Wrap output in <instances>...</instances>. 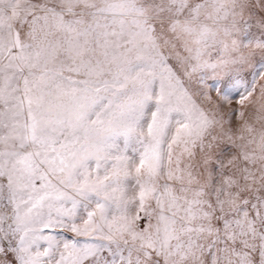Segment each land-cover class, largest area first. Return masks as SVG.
Masks as SVG:
<instances>
[{"label": "snow or ice", "instance_id": "6c2138e0", "mask_svg": "<svg viewBox=\"0 0 264 264\" xmlns=\"http://www.w3.org/2000/svg\"><path fill=\"white\" fill-rule=\"evenodd\" d=\"M0 264H264V0H0Z\"/></svg>", "mask_w": 264, "mask_h": 264}]
</instances>
